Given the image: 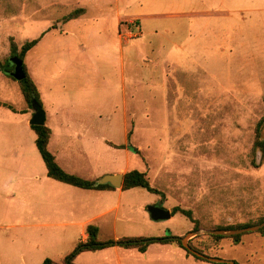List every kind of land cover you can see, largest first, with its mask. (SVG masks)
Listing matches in <instances>:
<instances>
[{
	"label": "rangeland",
	"instance_id": "obj_1",
	"mask_svg": "<svg viewBox=\"0 0 264 264\" xmlns=\"http://www.w3.org/2000/svg\"><path fill=\"white\" fill-rule=\"evenodd\" d=\"M117 7L123 43L116 38L114 46L92 50L80 60L89 79L70 69L63 54H48L54 36L70 38L73 47L101 43V21L112 18ZM81 8L87 10L85 23L65 27L64 17ZM23 9L29 22L25 26L1 23L18 19ZM46 21L54 27L47 30ZM109 32L114 34L115 28ZM37 39L39 44L22 61L40 87L37 103L52 130L49 150L64 171L91 179L107 171L137 170L158 193L124 191L119 209L110 211L118 204L117 195L95 204L86 195L66 191L59 193L56 215L27 217L26 225H62L77 221L71 212L86 219L101 211L106 212L103 217L87 223L99 229L100 243L189 235L197 245L195 238L206 240L209 230L264 219V150L254 147L264 120V0H0V120L15 123L0 125V149H16L28 135L40 158L35 134L24 127L36 99L29 105L21 81L10 76L17 57H11V41L20 51ZM63 119L73 123L66 133ZM4 134L17 137L6 142ZM39 162L45 176V164ZM153 205L190 210L199 223L195 232L201 234L194 235V222L181 213L153 221L147 210ZM5 207L0 203V215ZM18 210L12 203L9 220L2 221L0 264H42L47 258L60 262L75 251L78 230L29 228L30 234L22 235L13 229L22 224ZM51 233L56 242L49 241ZM249 238L243 237L240 247L224 240L210 258L242 260L255 248L264 250V243L250 246ZM109 247L87 253L103 257L86 255L84 260L106 264Z\"/></svg>",
	"mask_w": 264,
	"mask_h": 264
},
{
	"label": "crops",
	"instance_id": "obj_2",
	"mask_svg": "<svg viewBox=\"0 0 264 264\" xmlns=\"http://www.w3.org/2000/svg\"><path fill=\"white\" fill-rule=\"evenodd\" d=\"M76 11H78L80 14L75 19L66 20V21L64 20L66 17H64L63 19L62 24L65 25V27H67L68 29L69 27H79L83 23H85V22H82V18L86 15V12H87L86 8H81ZM116 12L117 13L114 14L112 17L113 18L112 21H110L112 18L102 19L101 25H100L101 26L100 37L97 38V40H100L101 43H98V45H94L90 47V45L85 46L83 45L84 44L83 43V44H78V46L76 47H73V46H70V42H71L70 38L63 40V39H60L54 36L53 39H50V42H49L50 48H49L48 54L54 55V56H58L59 53L63 54L65 56V60L69 63L70 69L72 70L74 69L78 71L81 77L89 79V74L84 68H82V62H81L84 59H88V56L90 54L89 52L92 50H96V51L103 50L107 44L114 46L116 43L115 41L116 38H118L120 43H123L121 40L120 32H119V26L121 24V9L117 7ZM37 13L38 11H35L34 15H36ZM21 16H19L18 19H10V20L3 21L1 23L2 24L11 23V24H16V25L18 24L20 26H25L27 23H29L25 19V16H26L25 9L22 10ZM46 24L48 25L47 30L48 28L51 29L54 27V25H50L49 21H46ZM111 26L115 28L114 34L109 32ZM116 28L118 30L117 32H116ZM65 30H66L65 34L68 35V32H70V30L68 31L67 29ZM114 35H117V37H115ZM97 73L99 74L98 71ZM31 79L35 83L37 89L40 88L38 84L34 81V79L33 78ZM38 91L40 90L38 89ZM14 124L15 123H13L12 120H5V119L0 120V125L13 126ZM60 124L66 127V128H63V133H66L68 131L67 129L68 126L72 125L73 123H72V120L63 119L62 123ZM79 124L83 125V123L81 122H79ZM45 125L51 130L50 126L47 124V121L45 122ZM24 127L34 133V131L31 129L30 118L29 120L25 121ZM1 136L5 138L4 140L6 142L13 141L17 137L16 135H13V134L12 135L4 134ZM76 136L81 139L83 138V137H80L79 134H76ZM51 138H52V130H51V137L49 139V144H50ZM49 144H48V149H49ZM11 147H14V145H11ZM53 155L56 159V162L58 163L57 156L55 154ZM40 159H42L41 155L39 158L35 150L32 149V136L28 138V135H26V144L21 143V145L16 147V149H13L11 151L9 149H0V203H4L6 206L5 207L6 210L2 211L0 215V220H1L0 234L4 230V225H2L3 224L2 221L7 222L9 220L8 219V216H10L9 207L12 203L16 202L19 206V210L17 211V215H18L17 220L22 222V224L13 226V229L19 228L22 235H24V233L30 234L29 233L30 231H27L29 228L31 229L40 228L41 229L42 227H46V228L51 229V228L62 226V227L75 228L76 230H78L77 231L78 243L76 245H78L81 242L82 243L87 242L88 240V235L86 233L87 223L95 222L99 220L101 217H103V215H105L106 212L98 211L95 214H93V216L88 217L86 219L83 217L79 219L80 216L76 217L77 215L71 212L70 217L78 218L77 221H72L71 223H66L62 225L34 224L31 226H28L24 223V221L27 219V217L29 218L32 217L33 219H35L37 217L41 218L42 215H44L45 218L47 219H51L52 216L56 215L58 212L57 210L58 199L59 197H61L59 196V193L60 195H62L66 191H68L67 193L71 192L73 196L76 195L80 197L81 195H86L88 198L87 201L90 202V200H92L94 201L95 204H98L99 202H103V201L110 200V199L112 200V198L116 197L117 195L118 204H116L113 209H109L111 211V210L119 209V202H121V196L123 195L124 191H128V190H122L121 189L122 187L120 189H116L112 187L113 189H106V190L80 189L81 192H76V190H72L75 187H72L69 185L68 187H70L71 189L59 187L58 183L60 182H57L49 178L47 175V169H46V175L42 176V174L40 173V168L37 167L40 164L39 162ZM58 164L61 167L60 163ZM61 168L63 169V167ZM121 172L122 170L107 171V173L105 174L106 175H116V174H120ZM100 178L94 177V178L87 179V180L97 181ZM62 185H66V184H62ZM29 206H33V207L30 209ZM153 206H158V205H153ZM139 208L140 210H143L144 207L142 205ZM165 210H169V209H165ZM173 216H171V218ZM38 234L39 236H41L40 233H36V236ZM49 236H50L49 241H51L53 238L51 243L56 242L57 240L56 235H52L51 233ZM245 236L250 237L249 238L250 240L248 242L250 246L252 245L258 246L259 244L264 243L263 234L253 233V234H247ZM139 237L147 238V235H142ZM173 237H176V236H173ZM173 237H168V238L174 239ZM152 238H167V237H152ZM241 245H245L243 240L241 244L236 245V246L240 247ZM107 249L108 250L106 251L107 253L110 254V256H109V261L106 260V264H218V263L205 262L202 260H198L194 258L193 256L189 255L186 251H184L183 249H181L175 244L154 243V244L149 245L144 252H140L136 248H123L120 246H111ZM89 252L90 251L85 252L86 254L84 252H81L80 254H78V257L76 259L77 264H95V263H92L90 260H84L86 258L85 257L86 255H88L87 256L88 259H90V257L91 258L92 257H95V258L103 257V256L92 254V253L87 254ZM216 257L218 259H221L227 262L236 261L242 264H256L258 262L257 264L259 263L264 264V263H261V259L264 257V250L262 247L253 249L251 255L247 256L246 259H242V260H237L233 257H228V256H224V257L216 256ZM47 259H50V258H47Z\"/></svg>",
	"mask_w": 264,
	"mask_h": 264
},
{
	"label": "trees",
	"instance_id": "obj_3",
	"mask_svg": "<svg viewBox=\"0 0 264 264\" xmlns=\"http://www.w3.org/2000/svg\"><path fill=\"white\" fill-rule=\"evenodd\" d=\"M79 12L75 11L72 14H70L68 17H66L64 20H73L76 17H78ZM39 42V39L33 40L31 42L25 43L20 51L18 50V47L14 44L13 41H11L10 44V53L12 56H17L19 59H23L24 56L33 48L35 47ZM2 68V67H0ZM24 71L26 74V78L23 79L20 83L24 86L23 89V95L25 101L31 105V101L33 98L37 100V102L40 103V94L39 91L33 82V80L27 75L26 68L24 67ZM6 74H9L10 70L5 69ZM1 105V103H0ZM260 128L264 127V120L259 124ZM31 129L34 131L36 135L35 144L36 147L42 157V160L45 164V167L47 169V175L49 178L75 187L79 189H92V190H106V189H113L109 185H99L96 182L97 181H91L87 179H82L78 176L71 175L69 173H66L56 162V159L54 155L49 151L48 144L49 139L51 137V130L46 126H31ZM255 149H261L264 150V140L261 139L260 136H258L255 145ZM134 188H141L146 189L147 191L151 193H158L156 189H153L149 183V180L147 178V175L145 173H142L137 170H132L129 172H126L123 175V184H122V190H130ZM172 216L176 215L178 213H181L185 216H187L191 221L194 222V228L193 232L199 230V223L193 219V214L190 210H184L181 208H173L171 211ZM264 222V219L260 220L257 223L254 224H244V225H238V226H226V227H217L214 230H238V229H244L251 226H256ZM86 233L88 235V240L85 243H79L75 249V251L67 256L64 260L60 262H56L52 259H46L42 264H73V258H75L78 254L85 251H94V250H100L108 246H120L123 248H136L140 252H144L147 247L154 243H160V244H175L184 251H186L189 255L193 256L194 258L198 260H202L205 262H210V254L217 251L220 248V244L223 240H230L233 245H239L242 243V239L247 234H263L264 235V228L260 229L253 233H244L236 236L231 237H223V236H215V235H203V238H206V240H202L201 236L196 237L195 239H199L198 244L195 245L191 241L188 242L189 247L192 249L193 252L200 254L202 257H199L189 250H187L185 247H183L181 243V238L179 237H173L174 239L167 238H143V237H126L119 239L117 241H111L109 243H100L98 241V234L99 229L96 226L89 225L86 228ZM233 264H242L236 261L232 262ZM223 264H229V263H223Z\"/></svg>",
	"mask_w": 264,
	"mask_h": 264
},
{
	"label": "water",
	"instance_id": "obj_4",
	"mask_svg": "<svg viewBox=\"0 0 264 264\" xmlns=\"http://www.w3.org/2000/svg\"><path fill=\"white\" fill-rule=\"evenodd\" d=\"M12 62L14 64V71L10 73V76L15 78L17 81H22L23 79L26 78L23 61L19 59L18 57H15L13 58ZM32 113L33 115L30 120V125L31 126H44L45 121H46V115L42 107L37 103L36 100L32 101ZM261 134H262L261 138L262 140H264V127L262 129ZM96 183L99 185H109L113 188L120 189L123 184V174L105 175L102 178H100ZM147 210L153 221L169 220L172 216V213L170 212V210H165L159 206H150L147 208ZM263 228H264V222L259 225L251 226V227L244 228V229L229 230V231L209 230L206 233L210 235H215V236L231 237V236H236V235H240L244 233L256 232ZM199 234H201V232L194 233L195 236H198ZM188 241H189V235L184 238H181V243L183 247H185L187 250H189L193 254L199 257H202L200 254L192 251V249L189 247ZM209 261L213 263H218V264H223V263L233 264L232 262H227V261H224L218 258H209Z\"/></svg>",
	"mask_w": 264,
	"mask_h": 264
}]
</instances>
